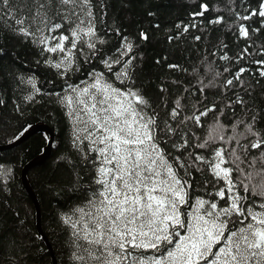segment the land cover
Segmentation results:
<instances>
[{
  "label": "snow or ice",
  "instance_id": "6c2138e0",
  "mask_svg": "<svg viewBox=\"0 0 264 264\" xmlns=\"http://www.w3.org/2000/svg\"><path fill=\"white\" fill-rule=\"evenodd\" d=\"M200 8L193 17L209 10L207 4ZM105 9L104 0H0V24L10 22L16 34L39 44L42 52L59 54L55 62H46L62 77L78 69L79 59L97 60L104 69L93 67L87 80L67 83L64 94H57L73 122V146L91 166L95 185L85 190L84 204L65 215L72 237L70 264H264V184L251 183L254 175L264 174V129L235 91L252 69L240 66L223 82L232 92L225 107L233 116L237 108L243 114L228 125L220 121L223 109L215 103L184 114L182 98L173 102L167 119H159L135 85L133 43L121 35L113 54L103 51L96 20ZM233 14L246 46L238 56L224 53L220 59L248 60V42L264 29V0L257 9ZM253 17L260 27L244 23ZM222 22L223 16L209 21ZM256 55L264 57V45ZM251 63L264 77V58ZM27 82L40 92L33 78ZM209 113L216 120L201 139L192 127H205ZM257 164L261 168L254 171ZM194 173L210 179L196 183Z\"/></svg>",
  "mask_w": 264,
  "mask_h": 264
},
{
  "label": "trees",
  "instance_id": "16d2710c",
  "mask_svg": "<svg viewBox=\"0 0 264 264\" xmlns=\"http://www.w3.org/2000/svg\"><path fill=\"white\" fill-rule=\"evenodd\" d=\"M106 15L96 20L97 31L105 40L103 51L109 55L121 45V35L134 45L137 59L134 61L135 85L140 88L151 107L159 113V119H167V113L177 98L185 104L184 114L200 108L202 104L215 103L223 109L220 121L226 125L243 115L237 108L233 116L225 107L232 92L223 82L240 66L252 69L245 73L243 87L235 89L244 96L250 112L256 114L257 126L264 129V77L256 71L251 60L264 57L256 55L264 45V29L252 36V56L238 62L221 60L226 53L236 57L246 46L239 37L234 11L243 14L244 9H257L261 0H104ZM207 4L208 11L202 17H193ZM223 16L220 24L209 23ZM195 23V27H191ZM252 28L260 27L258 17L250 21ZM189 26L188 31L184 27ZM119 30L120 35L117 34ZM251 33V29H249ZM148 36L147 40L140 34ZM200 39L196 40L195 37ZM222 45H227L222 48ZM59 54L41 51L39 44L16 34L10 22L0 24V146L16 141L31 125L48 126L55 135L51 157L38 168L32 169L27 178L41 208L42 231L53 250L56 264H70V228L64 223L65 215L84 204L85 190L95 187L90 181L91 166L82 161L73 146L74 126L66 115V109L57 94L63 95L67 83L78 84L88 79L95 67L103 71L97 60L90 63L78 60L67 76L46 61L55 62ZM169 65H178L170 68ZM227 67L231 71L225 72ZM116 69L119 66H115ZM219 73L220 75H217ZM33 78L35 93L27 81ZM122 87L119 82H115ZM163 85L165 91L161 92ZM203 89V96L199 89ZM219 94V95H218ZM33 95V100L27 97ZM216 115L204 118L205 127L192 130L204 139ZM49 136L40 134L19 147L0 152V264H54L50 250L39 234L36 208L23 185L25 166L42 154L49 143ZM207 151L205 155H207ZM94 155V154H93ZM257 164L254 171L260 170ZM195 182L210 179L206 174L194 173ZM243 179V177H241ZM246 183L248 181H245ZM253 185L264 184V174L254 175ZM211 189V183L208 184Z\"/></svg>",
  "mask_w": 264,
  "mask_h": 264
},
{
  "label": "water",
  "instance_id": "95a60500",
  "mask_svg": "<svg viewBox=\"0 0 264 264\" xmlns=\"http://www.w3.org/2000/svg\"><path fill=\"white\" fill-rule=\"evenodd\" d=\"M40 134H45L47 136H49L50 140L49 143L47 145V147L44 149L43 153L38 155L37 157H35L33 160H31L24 168L23 170V185L26 188L35 208H36V212H37V225H38V231L39 234L41 235V237L43 238L47 248L50 250L52 259L54 261V264H56L55 261V256L53 253V250L51 248V245L49 244V241L47 239V237L45 236V234L42 231V226H41V208H40V204L38 201V198L35 194V192L33 191L29 180L27 178L28 173L34 169V168H38L43 166L47 160L51 157L52 155V151H53V146L55 143V135L53 133V131L46 125L37 123L34 125H31L28 129H26L24 131V133L14 142L7 144L5 146H0V152H5V151H9L12 149H15L17 147H19L20 145H22L24 142L28 141L29 139H31L32 137L36 136V135H40Z\"/></svg>",
  "mask_w": 264,
  "mask_h": 264
}]
</instances>
